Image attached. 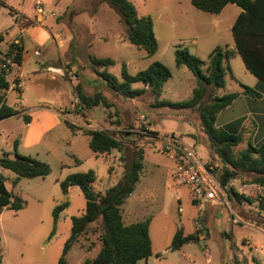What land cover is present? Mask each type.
Instances as JSON below:
<instances>
[{"label": "rangeland", "instance_id": "374dc122", "mask_svg": "<svg viewBox=\"0 0 264 264\" xmlns=\"http://www.w3.org/2000/svg\"><path fill=\"white\" fill-rule=\"evenodd\" d=\"M37 1L0 0L2 52L7 49L9 41L19 38V17L32 6L34 8ZM40 1L49 4L51 0ZM128 1L135 7L138 17L147 16L153 20L158 44L154 56L128 42L125 22L104 0H60L58 13L62 12V5H68L66 14L57 19L61 25V39L66 41V53L61 55L56 65L62 66L60 69L66 85L71 88L74 106L68 100L64 101V105L62 99L58 102L52 96H45L53 87L57 89L55 91L67 92L66 87L57 88L59 83L55 81V70H50L39 74L38 78H24L28 91L22 98H29L27 105L34 109L52 108L59 113L63 109V123L53 128L43 143L30 147L27 145L30 142L29 123L24 117L7 118L0 122V159L5 155L16 159L14 143L18 141L21 153L46 163L51 169L45 179H22L17 186L13 184L16 175L3 170L5 184L13 200L21 199L23 209L18 212L5 210L0 216L2 264H58L72 234V219L82 216L86 210V199L80 188L73 186L65 196L60 182L72 174L94 171L96 181L93 190L104 194L123 176L125 161L121 159L122 156L130 158L136 149L144 150L145 160L140 181L131 198H140L136 202L128 200L122 212L131 211L127 225L150 222L153 255L149 264H236L235 260L241 264H264V235L250 234L254 230L246 226L249 220L256 219L260 214L264 216V213L256 205H249L233 194H230V205L213 206L211 211L206 204L195 205L189 189L173 186L174 164L158 152L162 136L175 135L214 168V177L220 179L221 159L218 154H211L198 110H176L157 104L161 101L184 102L193 97L197 87L196 78L187 67H177L176 52L188 50L204 62L206 72L209 56L217 47L226 44L233 46L232 22L226 15L199 11L192 5V0ZM22 27H25L24 22ZM35 55L34 60L41 70L40 64H44L45 57ZM89 56L112 60L114 64L108 71L120 80L124 67L129 75L135 76L155 62L167 67L172 77L165 83L160 97L147 91L140 98L127 100L108 89L104 81L89 69ZM224 64L238 75L245 66L242 59L225 61ZM230 78L228 74V87L219 90L218 96L238 89L237 83ZM40 85L44 90L40 89ZM78 85L88 95L102 93L111 106L108 108L101 104L78 113L79 107L74 103L78 99ZM133 87L142 89L143 85L135 84ZM18 101L16 95L12 94L7 105L14 106ZM208 101L209 96H206L204 103ZM38 112L40 110L35 113ZM39 119L42 121L40 115L36 117V120ZM66 120L77 129L69 128ZM85 123L97 130H106L125 142L124 152L113 150L110 154H95L89 145L90 136L85 133L89 129L78 125ZM247 148V143L239 145L235 149L236 156ZM230 183L236 186L246 184L239 178ZM233 189L238 192L236 187ZM150 193L153 197L148 196ZM257 193L255 191L253 195ZM66 202L69 206L55 221V209ZM233 216L239 219L240 224L233 222ZM179 231L184 237H199L201 232L205 239L191 241L180 250L173 251L172 242ZM101 233V223L91 225L88 233L67 254V264H86L88 260L96 258L102 247ZM245 240L253 241V244L247 245ZM254 247L262 249L261 253H255ZM147 260H142L140 264H145Z\"/></svg>", "mask_w": 264, "mask_h": 264}, {"label": "trees", "instance_id": "16d2710c", "mask_svg": "<svg viewBox=\"0 0 264 264\" xmlns=\"http://www.w3.org/2000/svg\"><path fill=\"white\" fill-rule=\"evenodd\" d=\"M107 5L121 16L127 26L128 42L144 51L149 56H154L158 51V44L154 33L153 20L150 17H138L135 7L128 0H104ZM192 5L208 14H220L228 5H236L244 12L238 17L233 26V35L236 41L237 53L242 57L246 68L259 80L264 82V28H254L252 23L257 19L259 0H192ZM1 6V2H0ZM0 40H3L0 38ZM16 53L12 67H21L23 63V50L20 47L9 45L8 51L0 50V62L5 57ZM233 53L217 47L209 56L206 72L203 69L204 62L192 55L188 50L176 52L177 67H187L197 81V87L193 91V97L184 102L172 103L161 101L157 106L172 109H197L201 125L209 140L211 154H218L222 164L219 183L226 187L231 181L239 178L243 183L264 187V143L254 146L250 145L246 150L240 152L237 157L235 149L244 142V131H233L230 128H218L217 117L220 112L228 108L238 97V93L218 96L217 92L226 87V77L230 71L224 62L232 58ZM89 69L98 75L106 84L107 88L127 100L140 98L149 91L152 95L160 97L165 83L172 74L170 70L159 62L151 64L145 71L135 76L128 74L126 67L122 70L121 80L113 76L108 69L114 62L110 59H99L88 57ZM5 71L0 72V120L17 115V112L8 107L4 102V91L9 88ZM142 84V89L133 87ZM77 98L81 106L78 113L85 112L92 107L103 104L108 108L111 106L109 100L102 94L88 95L78 85L76 88ZM245 95L257 96V92L245 87ZM206 96L209 101L204 103ZM120 121L117 123L119 124ZM65 124L72 130L77 128L68 120ZM83 130L84 129H79ZM90 136V148L98 155L110 154L113 150L123 153L125 142L119 140L106 130H85ZM158 135V134H155ZM125 161L122 178L109 188L104 194L93 190L96 181L94 171L69 175L60 182L62 193L67 196L73 186L82 191L86 199V210L82 216L72 219V234L66 242L62 257L58 264H67L66 256L73 245L88 233L91 225L102 224L101 251L93 260L86 264H139L153 255L152 242L150 238V222L144 221L131 225H125L122 207L134 193L142 171L144 169L145 152L136 149L130 158H121ZM0 168L13 172L16 177L14 186L22 179H45L51 173L49 165L36 159L18 156L10 159L7 155L0 159ZM5 177L0 171V216L5 210L20 211L23 204L20 200H13L12 193L5 184ZM237 199L256 205L264 213V199L240 195L236 190L229 192ZM197 204V201H194ZM69 206L66 202L58 206L54 211V219L58 220L59 214ZM251 225L264 232V216L261 214L252 220ZM191 241H199L197 236L184 237L181 231L177 232L171 249L180 250ZM2 239L0 236V264L3 262ZM236 264H241L235 260ZM245 264V263H243Z\"/></svg>", "mask_w": 264, "mask_h": 264}, {"label": "crops", "instance_id": "0c3cea01", "mask_svg": "<svg viewBox=\"0 0 264 264\" xmlns=\"http://www.w3.org/2000/svg\"><path fill=\"white\" fill-rule=\"evenodd\" d=\"M49 2H50L49 4L47 3L44 4L43 2V4L47 9L46 15L42 17L37 15L36 12L34 11L35 10V5H34V8L32 6L30 9L26 10L25 13L21 15V17H19L20 20L19 27L21 32L19 38L21 42L20 48L23 50V63L21 67H12L10 70V74L6 76V80L8 81L9 86L13 82H16L17 84L20 83L24 87V90L21 92H17L15 90L8 91L9 89L8 88L7 90L4 91L5 93L4 102L6 103V105L8 104L10 95L12 94H15L19 101L16 102L14 106L7 105L8 107L16 111L17 115L8 116L2 120L12 117H17V118L24 117L26 123H29L28 140L30 142L27 145H30V147L43 143L47 139V136L51 132V130H53V128L55 127L57 128L59 125L63 123L65 119V115L62 111L63 109H61V112L59 113L52 108L47 109L44 107H39L37 109H34L35 107H28L27 101L29 100V98L28 99L22 98V96L25 95V93L28 91V87H26L23 81L24 78L33 77V76L37 77L41 73H47L50 72V70H55L54 71L55 72L54 74L56 75L55 81H58L59 83L57 88L59 89V87L60 88L66 87L67 92L55 91L57 89L54 90L55 87H53L52 91L48 92L45 96L46 97L52 96L55 99V101L58 102L60 99H62L64 105H66V103H64L65 100H68L69 103L71 102V105L73 100L71 88L66 85L65 82L66 80L63 76L62 70L60 69L62 68V66L56 65L61 55L66 53L65 50L66 41L64 39H61L62 30H61V25L57 19L59 16L66 14V11L68 10V5H62V12L58 13L57 6L60 5V0H51ZM243 12L244 11L236 5H228L219 14L220 16L226 15V18H228L229 21L232 22L231 23L232 25L230 26L232 35H233V26L237 21L238 17ZM257 15H258L257 19H255L254 23H252L253 26H255L254 28H258V27L264 28V0H259V8ZM23 22L25 24V27H22ZM14 40L9 41L5 53L8 51L9 45L12 44ZM233 41L234 44L232 47H229V44H226L224 47H222L228 50L229 52L233 53L232 58L226 62H229L231 60L232 62H236L238 61V59H242V57L237 53L236 41L234 35H233ZM2 48H3L2 42H0V50H2ZM36 52L40 53L37 57L39 58L45 57L44 64H40V68H42L41 70L36 65L37 61L34 60V57L36 56L35 55ZM50 63H53L55 65H50ZM229 69L230 71L228 74H230L231 77L230 79L232 81H235L238 85L237 86L238 89L232 93H238L239 97L228 108H226L225 110L219 113L217 117L216 125L218 128H230L233 131H238V132L244 131V142L242 144L247 143L248 147L250 145L258 146L264 143V82H262L257 77H255L252 73H250L246 68V66H244V68L241 69V74L239 75L237 73H234L231 67H229ZM37 81L40 82L39 79H37ZM226 85H227V77H226ZM226 87H228V85ZM226 87L223 90H225ZM245 87H249L255 90L257 92V96L243 94ZM40 89L44 90L42 85H40ZM66 107L67 106H65V108ZM25 108H27L28 110ZM39 110L40 112L36 114L35 112ZM39 115L41 116L42 121L40 119L36 120V117H39ZM2 120H0V122ZM14 148L16 150L15 153L16 157L17 155L22 157H27V155L21 153L22 148L19 147L18 141L14 143ZM7 156L9 157V155ZM3 170L5 169L0 168L1 173H3ZM72 188L73 187H71L70 190ZM148 196L153 197V194L150 193L148 194ZM142 197L143 195H141V198ZM253 197L254 198L260 197L264 199V187L259 186V192ZM139 198L140 197H137L133 200L130 197L128 200L129 201L133 200L134 202H136L139 200ZM203 204L208 205L209 211L213 210L212 208L213 206H217V204L213 202H202V203L197 202L196 205L200 206ZM130 212L131 211L128 210L123 214L125 225H127L126 222L131 216ZM250 222L251 221L249 220V223H246V226H248V228L250 229L253 228L254 230L250 234L259 233L264 235L263 231L255 228L253 225H251ZM199 234L202 233L200 232ZM224 234L227 233L225 232ZM203 237L205 239V236ZM252 242L253 241L245 240V244L250 246L253 244ZM261 250L262 249L258 247H254L255 253H261ZM149 261L150 258L146 261L145 264H149ZM140 263L141 261L139 262V264Z\"/></svg>", "mask_w": 264, "mask_h": 264}, {"label": "built area", "instance_id": "2783aa9c", "mask_svg": "<svg viewBox=\"0 0 264 264\" xmlns=\"http://www.w3.org/2000/svg\"><path fill=\"white\" fill-rule=\"evenodd\" d=\"M35 12L40 17L47 13L45 5L40 0L35 4ZM13 45L21 47L20 38H16L13 41ZM36 53L38 55L40 54L39 52ZM15 57L16 53H12L9 57H5L4 61L0 62V72L5 71L7 75L10 74L11 66H13ZM9 90L21 92L24 90V87L20 83L17 84L16 82H13L10 84L8 91ZM74 103L75 105L77 104L78 107L81 106L79 99H75ZM78 125L89 130H97L88 123ZM158 152L161 155L168 157L174 164V173L172 176L173 186L189 189L194 200L197 202H213L217 205H230L228 192L235 187L240 195H246L249 197H253L255 191L256 193L257 191L259 192V186L252 184L236 186L234 183H230L226 187H223L213 175L214 168L204 162L192 148L188 147L175 135L162 136L158 144ZM233 222L236 224L240 223L239 219L234 216ZM203 236V234H199V239L204 240Z\"/></svg>", "mask_w": 264, "mask_h": 264}]
</instances>
